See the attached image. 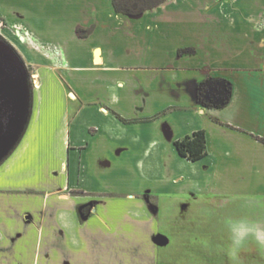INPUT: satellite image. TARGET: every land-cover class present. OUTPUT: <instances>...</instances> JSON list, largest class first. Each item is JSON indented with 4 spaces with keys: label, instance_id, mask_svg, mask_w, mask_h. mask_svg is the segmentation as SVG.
I'll return each instance as SVG.
<instances>
[{
    "label": "crops",
    "instance_id": "1",
    "mask_svg": "<svg viewBox=\"0 0 264 264\" xmlns=\"http://www.w3.org/2000/svg\"><path fill=\"white\" fill-rule=\"evenodd\" d=\"M0 17L36 87L27 131L0 163V244L55 241L66 253L151 232L158 248L152 148L182 158L175 142L204 130L207 157L248 140L264 156V0H166L140 15L114 0H0Z\"/></svg>",
    "mask_w": 264,
    "mask_h": 264
},
{
    "label": "rangeland",
    "instance_id": "2",
    "mask_svg": "<svg viewBox=\"0 0 264 264\" xmlns=\"http://www.w3.org/2000/svg\"><path fill=\"white\" fill-rule=\"evenodd\" d=\"M8 51L0 38V54ZM23 61L34 94L33 67L29 69ZM243 142L235 150L220 146L198 164L166 147L152 148L161 151L162 160L158 165L147 160V165L156 164L159 169L157 174L151 169L152 178H157L147 180L146 189L153 187L155 193L147 198L158 213L156 230L168 244L154 248L147 242L151 239L147 232L141 242H85L80 249L68 247L65 253L60 247L66 244L59 242L13 239L0 244L4 264H13L17 253L27 256L29 264L34 258L35 264H78L80 256L86 264H108L110 256L111 264H264V156L257 155L255 144ZM209 174L210 186L205 182ZM197 188L204 191L196 192ZM47 239L59 241V235L53 233ZM146 250L153 251V258L145 256Z\"/></svg>",
    "mask_w": 264,
    "mask_h": 264
},
{
    "label": "water",
    "instance_id": "3",
    "mask_svg": "<svg viewBox=\"0 0 264 264\" xmlns=\"http://www.w3.org/2000/svg\"><path fill=\"white\" fill-rule=\"evenodd\" d=\"M4 42V41H3ZM0 54V163L16 148L22 139L32 113L33 93L27 68L14 49ZM222 105L228 102V96L219 98L222 93L215 91ZM226 91V95H229ZM214 98V94L212 95ZM158 244H168V239L160 236Z\"/></svg>",
    "mask_w": 264,
    "mask_h": 264
},
{
    "label": "trees",
    "instance_id": "4",
    "mask_svg": "<svg viewBox=\"0 0 264 264\" xmlns=\"http://www.w3.org/2000/svg\"><path fill=\"white\" fill-rule=\"evenodd\" d=\"M165 1L166 0H114V7L116 11L120 13H124L127 15H140L148 10L154 9L155 7L163 4ZM2 23H3V19L0 17V26L2 25ZM0 38L14 49V47L2 35H0ZM14 51L23 61V58L18 53V51L16 49H14ZM182 52L193 53L194 51L184 50ZM204 91L205 90L203 89L200 90L199 93L200 101L206 106H211L209 102L204 100V95H203ZM154 118L155 117L149 118L148 120ZM121 119L125 122H130V120L124 118ZM256 138L264 142L263 138L260 137H256ZM175 146L178 150L179 155L190 162L200 161L206 158L209 154L207 134L204 130L196 131L191 135H187L183 139L177 140L175 142ZM90 210L91 208L90 206H88L87 208H84L80 212V214L82 216H86Z\"/></svg>",
    "mask_w": 264,
    "mask_h": 264
}]
</instances>
